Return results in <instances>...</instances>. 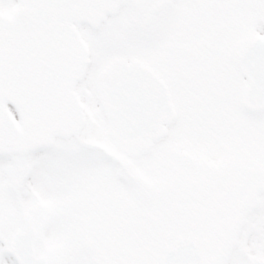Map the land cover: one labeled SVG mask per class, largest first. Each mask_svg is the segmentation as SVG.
<instances>
[{
  "label": "snow or ice",
  "instance_id": "6c2138e0",
  "mask_svg": "<svg viewBox=\"0 0 264 264\" xmlns=\"http://www.w3.org/2000/svg\"><path fill=\"white\" fill-rule=\"evenodd\" d=\"M0 264H264V0H0Z\"/></svg>",
  "mask_w": 264,
  "mask_h": 264
}]
</instances>
